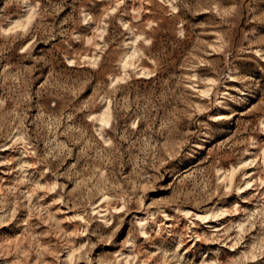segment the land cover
Instances as JSON below:
<instances>
[{"label":"rangeland","instance_id":"rangeland-1","mask_svg":"<svg viewBox=\"0 0 264 264\" xmlns=\"http://www.w3.org/2000/svg\"><path fill=\"white\" fill-rule=\"evenodd\" d=\"M263 152L264 0H0V264H264Z\"/></svg>","mask_w":264,"mask_h":264},{"label":"bare ground","instance_id":"bare-ground-1","mask_svg":"<svg viewBox=\"0 0 264 264\" xmlns=\"http://www.w3.org/2000/svg\"><path fill=\"white\" fill-rule=\"evenodd\" d=\"M131 60V59H130ZM130 62V61H129ZM101 124H105L108 123L109 119L107 117V111H105L102 115V118L100 119ZM264 153V152H263ZM225 178V177H224ZM248 183V182H247Z\"/></svg>","mask_w":264,"mask_h":264}]
</instances>
